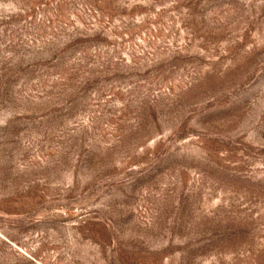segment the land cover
<instances>
[{
  "label": "rangeland",
  "instance_id": "obj_1",
  "mask_svg": "<svg viewBox=\"0 0 264 264\" xmlns=\"http://www.w3.org/2000/svg\"><path fill=\"white\" fill-rule=\"evenodd\" d=\"M0 264H264V0H0Z\"/></svg>",
  "mask_w": 264,
  "mask_h": 264
}]
</instances>
